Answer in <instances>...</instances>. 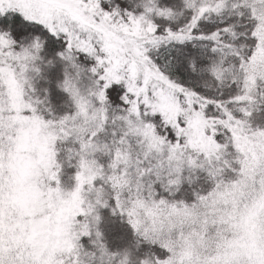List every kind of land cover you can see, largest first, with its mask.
<instances>
[{"label": "snow or ice", "instance_id": "1", "mask_svg": "<svg viewBox=\"0 0 264 264\" xmlns=\"http://www.w3.org/2000/svg\"><path fill=\"white\" fill-rule=\"evenodd\" d=\"M0 264H264V0H0Z\"/></svg>", "mask_w": 264, "mask_h": 264}]
</instances>
